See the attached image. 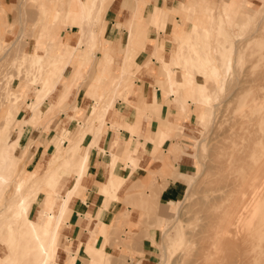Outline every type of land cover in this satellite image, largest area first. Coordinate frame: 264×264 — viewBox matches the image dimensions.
<instances>
[{
    "label": "rangeland",
    "instance_id": "obj_1",
    "mask_svg": "<svg viewBox=\"0 0 264 264\" xmlns=\"http://www.w3.org/2000/svg\"><path fill=\"white\" fill-rule=\"evenodd\" d=\"M40 1L43 11L42 14L38 11L36 15L39 6L36 0H0V92L4 93L3 96L0 93V107L7 104L10 100L9 97L15 93L19 95V104L22 105L21 113L18 117L23 116V118H28L29 116L30 112L26 104L31 102L32 94L36 91V85H32L27 81L28 71L24 65H19V59L24 52H44L46 44L43 40L37 41L38 34L43 29V19L47 10L52 5L55 7L56 1L60 0ZM68 1L66 0L67 3ZM72 1L73 3L75 2V0ZM111 1H106L107 5L101 15L98 14L97 17H93L91 26H93L92 24L95 21L97 24L95 28L100 29L103 17ZM200 4L203 6L202 3ZM235 5L237 8L241 7L238 2ZM211 6L215 7L216 3H211ZM172 7L176 9L174 11L167 10L166 17L170 18L167 19L165 24L160 19H154L150 15L146 18L147 23L153 27L156 34V39L146 37V44L153 45L152 53L148 59L151 62L152 58H154V61H156L154 65H159L158 77L163 78L165 75L160 74L163 61L161 62L159 59L162 58L171 62V54L174 49L178 48V41L175 37L185 36V34L183 36L181 34L179 36L176 35L175 25L178 24V27H184L189 30L193 23L206 25L210 19V15L201 13V9L189 17L187 11L182 9L180 2H176L175 6L172 5ZM243 7L249 13L251 12L252 17H255L248 21L247 26L244 27L245 17L235 15L232 19L234 22L233 27L229 30L231 37L220 38V41L225 44H229L228 40L225 39H235L236 56L232 64L233 72L231 71L232 73L227 77L225 87L219 93L217 99L204 106L196 101V92L191 87L181 90L182 95L180 96L185 99L186 110L181 107L180 110L192 113L191 138L187 140V150L193 164L189 176L186 177L182 196L178 201L170 202L164 206L163 218L160 219V223L156 224V227L160 230L159 236L148 258H142V255H140V258H135L130 253V250H127L128 248L135 249V247L130 245L129 247L128 244H125L126 242L124 243L131 234L130 230H120L113 235L114 241L112 245L119 247L124 244L127 249L124 248L120 251L122 254H110V262L112 264H246L240 253L248 248V244L233 246L226 242L224 238L231 231L244 232L240 222L237 220L241 193L244 184L250 182L260 170L264 169V120L262 121V118L264 119V0H245ZM256 11H258V14L255 13ZM36 20L37 24L34 22ZM165 26H167V29ZM237 34L240 37L239 35L238 37L235 36ZM149 36L151 35L149 34ZM215 44L216 42L214 41L213 45L216 46ZM84 45L88 47L86 43ZM90 51H98V47L94 46ZM155 51L157 54H155ZM88 54L89 56L91 55V53ZM170 66L174 67L176 74L179 75L182 72L181 67L178 65L170 64ZM138 69V64H133L130 71H127L123 77L124 82L122 84L108 87L109 91L102 97H91L96 98L99 106L106 103L112 104L114 99H125V94L129 92V87L134 80V74ZM191 79H193V82L195 80L194 86L198 90H213L215 85V81L206 80L197 73H191ZM20 85L25 86L21 91ZM159 86L162 87L160 84ZM102 88L100 87L98 91ZM12 90L14 91L13 93ZM10 92L11 95H9ZM53 93L49 100H52ZM15 96L13 97L14 99ZM172 97V101L177 104L180 103L179 98L175 99V96ZM67 107H69V103L66 100L65 108ZM74 110L77 112L76 107ZM211 111L214 112L211 113ZM3 112L4 109H0V121ZM209 113L211 115L208 118L207 114ZM52 114V112H49L40 124L47 127V122ZM71 119L81 121L82 117H72ZM75 120L71 124L68 123V125L70 127L75 125ZM135 126L136 123L126 124V128L132 131ZM45 129L47 130V128ZM168 137L169 134L166 135L165 140ZM29 138V132L22 135L18 153L21 151L20 149L26 147ZM57 140L58 136L54 134L50 139L53 146ZM42 141L45 144L49 140L44 139ZM38 142L34 138L29 142L25 163L18 168V175L16 174L18 178L15 179V175L13 182H10L6 193L7 196L14 192L17 180L22 179L24 173L26 174V169H33L36 173L42 172L44 167L42 158L36 165L30 163L34 154L32 147L34 143ZM62 146H66V143ZM62 155L63 152H60V156ZM21 168H23V171ZM165 173L172 175L173 171L170 166L167 168L166 165ZM69 174L72 175L71 173ZM189 180H191L190 183ZM66 181L67 179H65L59 190V196L53 189L45 185L41 187V190L46 197L53 198L57 203L61 199L60 196L63 195L67 184ZM231 187L232 190H229ZM24 190L22 191L24 192ZM41 199L40 195L38 201L33 204L30 218L35 219L39 214L41 209L39 202ZM4 203H7V200L0 205V215L2 217L11 216L12 210L4 206ZM69 211V209L66 211L63 223L67 220ZM122 217L121 220L123 222L126 217ZM55 219L56 215L53 213L50 222L53 223ZM49 220L48 217L43 223L48 224ZM18 225H22L21 220L18 221ZM102 226L106 225L99 224L97 233L100 235L102 234L99 229ZM167 226H172L170 230L172 236L164 239V232ZM106 230L108 231L107 226ZM121 235H124L126 239L123 240ZM162 243L169 244L165 252L160 246ZM60 246L63 245L61 244ZM0 255L4 259L9 256L8 246L1 240ZM164 255L166 261L163 263ZM70 258L71 255L67 258L68 263L71 264L74 261V257ZM67 259L65 262H67ZM85 262L90 264L87 259ZM55 264H59L57 257Z\"/></svg>",
    "mask_w": 264,
    "mask_h": 264
},
{
    "label": "bare ground",
    "instance_id": "obj_2",
    "mask_svg": "<svg viewBox=\"0 0 264 264\" xmlns=\"http://www.w3.org/2000/svg\"><path fill=\"white\" fill-rule=\"evenodd\" d=\"M36 1L39 3L38 10L36 9L37 12L35 11L36 15L38 11L42 14L43 6L41 1ZM106 1L107 0H75L71 9H67L66 0L56 1V6L53 7L52 5L51 8L47 10L43 19V29H41L38 34L39 37L37 38V41L43 40L45 42L46 47L44 52H24L19 59V65H24L28 71L29 76L27 81L32 85H36V91L32 94L31 102L26 104L30 112L28 118H23V116L18 117L21 113L20 109L22 105L19 104V95L13 93V90L12 96L15 94V99L13 98L14 96L9 97L10 100L8 103L0 107V109H4L0 121V205L3 201L7 200L4 206L12 210L11 216L2 217L0 215V240L8 246L9 250V256L6 257V259L0 255V264L56 263L58 248L61 245L59 226L63 221L66 211L69 209V202L73 194L80 189V180L87 168L88 157L90 155L89 151L97 142L102 132L105 122L104 116L109 105L111 106L112 104L106 103L93 107L85 122L77 120L78 122L70 127V129L65 127L63 123H60L55 131L58 140L54 143L50 154L46 157V151L44 150L42 155H40L44 163L42 172L36 173L33 169H26V174L24 173L22 179L17 180L14 192L9 196H7L6 193L10 182H13L14 176L18 172V168L25 163V158L29 150L28 144L32 140V138H29L26 147L20 149L21 151L19 150V153L17 152L24 131L30 126L36 127L40 124L49 112L53 114L47 123L52 120L55 114L70 108H65V102L72 91V87L75 85L77 75L81 71L79 68L83 66L88 59V55H86L80 62L77 72L70 79L65 77L66 75L64 76V71L69 66L76 51L81 48L70 45L61 31L68 26L71 27L76 25L80 30V37L78 39L79 46L86 43L89 49L94 46L98 47L100 44L99 31H101L102 23L100 29L94 28L90 24L93 17L102 14L101 12H103L107 5ZM244 1L245 0H241L239 2L240 8L236 7L235 3L237 2H235V0L217 1L215 7L209 4L210 0H190L188 3L180 1L183 7L182 9L187 11L189 17L194 14L197 5L202 3L203 7L201 13L210 15V19L206 25L193 23L188 34H185L184 37H175L178 41V48L173 50L170 58L171 62L163 60L162 58H160L161 60L159 59V61H163L165 73L164 89H166L169 95L174 96L176 93H181V90L191 87L196 92V101L201 105L205 106L212 100L217 99L219 93L222 92L225 87L227 77L233 72L232 64L236 56L235 39H225L228 40L229 43L225 44L220 41V38L231 37L229 30L233 27L234 22L232 19L235 15L245 17L244 27L247 26L248 21L255 17H252L251 12L249 13V11L243 7ZM163 4H154L150 10H148L146 17L150 15L154 19H160L165 24L163 20V17H165ZM173 6L175 5L173 4ZM138 10V7H136L135 11ZM255 13L258 14V11ZM134 18H137L136 13H134ZM34 22L37 24V20ZM131 34L133 35V33ZM132 35L131 37H133ZM238 35L239 34L235 36L238 37ZM131 37L129 41H131ZM214 41L216 42V46L213 45ZM155 54H157V52ZM133 58V56L129 57L127 55L122 59V73L119 76L112 77L111 87L112 85H120L124 82L123 77L127 71H130L133 64L136 65V63H133ZM103 61L107 67L108 64L112 63V57L109 54H104ZM148 63H150L149 60L145 62V65ZM170 64H174V66L178 65L181 67L182 72L179 75L176 74L174 67H171ZM191 73H197L206 80L215 81L213 90L196 89L191 79ZM58 85H61V87H58ZM19 87L20 91L25 88L24 85H20ZM56 89H58L57 94L52 100H49ZM108 89L109 88H102L98 92L89 93L91 96L102 97L109 91ZM1 94V96H3L4 93ZM29 94H31V92H29ZM9 95H11V92ZM181 106L186 110L185 103H182ZM213 106H215V104H213ZM75 107L72 109L74 110ZM146 108L147 103L144 102L140 109ZM212 112L214 111H211V113ZM211 113L207 114L208 118ZM263 120L262 118V121ZM132 123L134 122L128 124ZM87 133H91L93 139L90 144L83 146L82 142ZM167 134L168 133L159 126L154 137L148 139L152 141L154 148H157V146L164 143ZM64 139L68 142L66 146L61 145ZM60 152H63L62 156H60ZM116 157L113 159V163L116 161ZM137 157V152H134L129 156L128 161L135 163ZM132 165L133 164H131V166ZM112 168H114V166H112ZM21 170L23 171V168H21ZM68 173L73 174L74 182L71 188L60 196L61 199L56 203L53 198L46 197L41 187L45 185L53 189L58 195ZM17 175L15 179L18 178ZM190 181L191 180H189V183ZM122 183V178L112 175L108 183L103 186L102 192L109 197L116 198V191L121 187ZM22 190H24V192ZM229 190H232V187L229 188ZM40 195L42 197L39 202L41 209L37 217L32 219L30 218V211L33 204L38 201ZM53 213H55L56 219L51 223L50 221L53 217ZM121 216L125 218L126 214L121 215V212H119L113 225L118 226L122 223ZM48 217L50 219L48 224H44L43 222H45ZM20 220L22 225H18V221ZM237 220L240 222L244 232H228L224 239L233 246L248 244V248L240 253L244 258V263L264 264V169L260 170L257 176L250 182L244 184L239 201ZM171 227H166L164 239L171 238ZM99 232H101L104 237L108 234L106 226L100 227ZM160 246H162L165 252L169 244L162 243ZM77 251L75 255L71 256V258L74 257V261L71 264H76V255L86 257L90 264H112L110 262L111 256L103 249V246L87 244L82 249L78 248ZM68 257L69 256H67V258ZM164 261H166L165 255L162 259L163 263ZM65 264H70L68 263V259Z\"/></svg>",
    "mask_w": 264,
    "mask_h": 264
},
{
    "label": "crops",
    "instance_id": "obj_3",
    "mask_svg": "<svg viewBox=\"0 0 264 264\" xmlns=\"http://www.w3.org/2000/svg\"><path fill=\"white\" fill-rule=\"evenodd\" d=\"M180 1L188 3L190 0H112L102 20L98 51H90L85 43L79 46L78 26H68L61 31L70 45L81 48L76 51L64 71V76L70 79L77 72L80 62L86 55L88 59L79 68L81 71L77 75L75 87L68 96L67 102L70 108L55 114L47 127L40 124L36 127L30 126L24 131V133L29 132L30 138L39 141L32 147L34 152L30 162L32 165L38 163L44 150L46 157L50 154L53 149L50 139L60 123L70 129L68 123L71 124L75 120L71 119L72 117H82L83 121L86 120L92 107L97 105L96 98L91 97L89 92H98L100 87L108 88L111 85L112 77L122 73L121 62L124 55L133 56V63H137L139 69L134 74V80L129 92L125 94V99H114L112 105L108 107L102 132L89 151L87 168L80 180V189L73 194L69 202L70 211L67 220L59 226L63 245L59 246L57 252L59 264H65L67 256L75 255L78 248L82 249L87 244L103 246L109 254H122L120 251L126 247L124 244L119 247L112 245L113 235L120 230L128 231V229L130 236L126 239L121 235L122 239H126L124 243L134 246L135 249H126L130 250L135 258H140V255L144 259L148 258L159 236L160 230L156 224L163 218L164 206L178 201L183 194L186 177L193 168L187 150V140L191 138L192 113L180 110L183 108L181 104L185 103L183 96H180L181 93L174 94L175 99L180 100L177 104L172 101L173 95H169L164 89L163 66L160 74L164 78L158 77L159 65H154L156 63L154 58L147 64L148 66L145 65L153 49V45L146 44V37L156 39L153 27L146 21L149 8L156 3L159 5L164 3L163 20L166 23L170 18L166 17L167 10L174 11L176 8L172 7V3L175 5ZM239 1L241 0H235L238 3ZM211 3L217 4V1L210 0V5ZM72 4L73 1L69 0L67 9H70ZM136 7L138 11H135ZM202 7L198 4L195 12ZM92 25L94 28L97 27L95 21ZM177 25H175L176 35L188 33L189 30ZM165 28L167 29V26ZM88 53L91 55L89 56ZM104 54L112 57V63L107 67L103 61ZM57 92L58 89L54 91L53 98ZM144 102L147 103V108L140 109ZM75 105L77 112L72 109ZM130 122L136 123L133 131L126 128V124ZM159 126L169 134V137L159 145L160 148L159 146L154 148V144L148 138L154 137ZM44 139L49 141L43 144ZM92 139V134L87 133L82 145L87 146ZM65 143L67 145L66 139L62 141V145ZM134 152H137L138 157L135 163H131L128 158ZM115 157L116 161L113 163ZM166 165L167 168L170 166L172 175L165 173ZM112 175L123 179L121 187L116 191V198L102 192L103 186L108 183ZM66 179L67 184L63 194L71 188L74 182L73 174L67 175ZM119 212L126 214V218L120 226H115L113 224ZM100 223L108 227L106 237L97 233ZM86 259L80 255L75 257L76 264H86Z\"/></svg>",
    "mask_w": 264,
    "mask_h": 264
}]
</instances>
